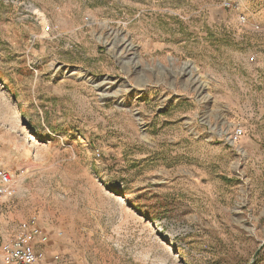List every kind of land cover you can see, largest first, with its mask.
I'll return each instance as SVG.
<instances>
[{
    "label": "rangeland",
    "instance_id": "rangeland-1",
    "mask_svg": "<svg viewBox=\"0 0 264 264\" xmlns=\"http://www.w3.org/2000/svg\"><path fill=\"white\" fill-rule=\"evenodd\" d=\"M0 164V254L264 264V0H0Z\"/></svg>",
    "mask_w": 264,
    "mask_h": 264
},
{
    "label": "built area",
    "instance_id": "built-area-1",
    "mask_svg": "<svg viewBox=\"0 0 264 264\" xmlns=\"http://www.w3.org/2000/svg\"><path fill=\"white\" fill-rule=\"evenodd\" d=\"M15 181V173L0 164V195L9 192ZM48 241L47 233L33 225L2 247L0 264H37L43 255L42 246Z\"/></svg>",
    "mask_w": 264,
    "mask_h": 264
}]
</instances>
